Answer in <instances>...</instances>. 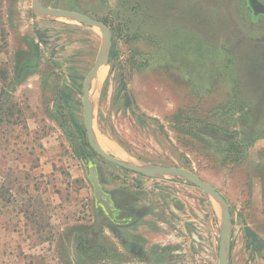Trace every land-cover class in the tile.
<instances>
[{"label":"rangeland","instance_id":"obj_1","mask_svg":"<svg viewBox=\"0 0 264 264\" xmlns=\"http://www.w3.org/2000/svg\"><path fill=\"white\" fill-rule=\"evenodd\" d=\"M39 3L111 32L89 91L107 152L211 184L232 216L229 264H264V18L245 0ZM101 40L98 28L36 13L32 0H0V264H219L214 199L89 145L83 86ZM90 164L114 220L95 203Z\"/></svg>","mask_w":264,"mask_h":264},{"label":"water","instance_id":"obj_2","mask_svg":"<svg viewBox=\"0 0 264 264\" xmlns=\"http://www.w3.org/2000/svg\"><path fill=\"white\" fill-rule=\"evenodd\" d=\"M245 1L247 6L252 11V16L254 17V19H257L258 16L264 17V3H262L260 0H245ZM32 6L36 11V13L39 12V13L50 14L56 17L67 18L74 20L78 23L100 29L102 33V40L97 54L96 63L94 68L87 75L83 86V90H84L83 117L87 131V139L89 145L98 155H100L107 161L116 164L119 167H122L124 169H127L135 173L142 174L147 177L177 176L183 178L189 181L190 183H192L193 185L202 189L204 193H206L208 196L214 199L218 203L222 212V230H221L220 246H219V264H229V256L231 249L232 216L229 210L228 202L226 201L224 196L217 191L215 187L203 181L194 172L189 171L187 169L174 168V167H161V166L145 167V166H140L138 164L128 163L114 156L113 154L108 153L98 144L96 140V135L94 133V118H93V110L91 106L89 91H90V83L92 79L98 74L100 69L104 66L109 55V48L111 46V38H112L109 28L104 23L78 12L44 7L39 3V0H32ZM87 171L89 172L88 178L94 188V198L97 207L102 208L103 211L111 219L114 220L117 210L115 209V205L112 197L108 195L106 192H104L100 184L97 166L90 164Z\"/></svg>","mask_w":264,"mask_h":264},{"label":"trees","instance_id":"obj_3","mask_svg":"<svg viewBox=\"0 0 264 264\" xmlns=\"http://www.w3.org/2000/svg\"><path fill=\"white\" fill-rule=\"evenodd\" d=\"M219 123H222V121H220ZM215 128L216 127H211V126H208L207 127V130L208 131H213V130H215ZM217 131H219V129H217ZM252 133H253V131H252ZM215 135H217V137H218V140L220 139L219 138V136H218V134H217V132H213V134L211 135H209L208 134V139L209 140H213V139H216V136ZM198 137V136H197ZM251 138H252V141H254L255 140V137L253 136V134H252V136H251ZM205 139V138H204ZM220 141V140H219ZM222 142H227V138H223L222 139ZM231 145V144H230ZM229 148H231V149H233L235 152H236V154L235 155H239V154H241L242 152H240V151H242V148H241V146H235L234 144H232ZM230 151V150H229ZM237 161V160H236Z\"/></svg>","mask_w":264,"mask_h":264},{"label":"bare ground","instance_id":"obj_4","mask_svg":"<svg viewBox=\"0 0 264 264\" xmlns=\"http://www.w3.org/2000/svg\"><path fill=\"white\" fill-rule=\"evenodd\" d=\"M97 140V139H96ZM97 142H98V144L105 150V151H107L106 149H110V150H112L113 149V147L111 146V145H109L108 143H106L104 140H102V139H99V141L97 140ZM109 153V152H108ZM124 161H126V160H124ZM127 161H128V159H127Z\"/></svg>","mask_w":264,"mask_h":264},{"label":"flooded vegetation","instance_id":"obj_5","mask_svg":"<svg viewBox=\"0 0 264 264\" xmlns=\"http://www.w3.org/2000/svg\"><path fill=\"white\" fill-rule=\"evenodd\" d=\"M262 3H264V1L263 0H260ZM246 2V1H245ZM248 7V6H247ZM249 8V7H248ZM250 9V8H249ZM251 13H252V11H251ZM260 17H262V16H258V18L257 19H254V17L252 16V18H253V20L254 21H257ZM264 18V17H263ZM119 211L117 210V213H118ZM116 213V214H117ZM125 222H130V220L129 221H127V220H125Z\"/></svg>","mask_w":264,"mask_h":264}]
</instances>
